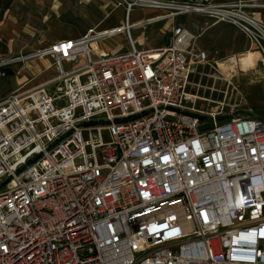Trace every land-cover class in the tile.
I'll return each instance as SVG.
<instances>
[{
  "label": "built area",
  "instance_id": "obj_1",
  "mask_svg": "<svg viewBox=\"0 0 264 264\" xmlns=\"http://www.w3.org/2000/svg\"><path fill=\"white\" fill-rule=\"evenodd\" d=\"M112 1L119 26L33 52L54 77L0 94V264H264V115L221 119L191 81L216 63L197 35L139 49L129 13H201L263 60L264 22L241 0ZM117 34L127 52L92 55Z\"/></svg>",
  "mask_w": 264,
  "mask_h": 264
},
{
  "label": "crops",
  "instance_id": "obj_2",
  "mask_svg": "<svg viewBox=\"0 0 264 264\" xmlns=\"http://www.w3.org/2000/svg\"><path fill=\"white\" fill-rule=\"evenodd\" d=\"M210 1L229 5L238 0ZM241 1L248 3L254 16L264 22V0ZM165 14L166 11L154 8H135L129 13V22L133 24L129 32L137 48L146 50L165 47L171 28L180 25L197 35V46L207 53L215 51L219 56L230 57L249 50L250 41L247 36L228 23H214L208 16L196 12L174 16ZM123 17L124 10L116 7L112 0H12L0 20V43L4 46V54L10 59L4 63H12L13 65L8 66L10 69L14 66L11 69L13 74L5 77H11L10 80L15 81L19 67L25 69L28 76L19 84L13 82L0 94H5L23 83L32 87L54 77L56 70L49 58L26 56L56 41L77 39L90 31L101 33L119 26ZM95 43L100 48L98 52L94 48ZM111 43L115 46H111ZM89 44L93 56L125 53L129 50L124 34L97 38ZM48 90L53 92V86L49 85Z\"/></svg>",
  "mask_w": 264,
  "mask_h": 264
},
{
  "label": "rangeland",
  "instance_id": "obj_3",
  "mask_svg": "<svg viewBox=\"0 0 264 264\" xmlns=\"http://www.w3.org/2000/svg\"><path fill=\"white\" fill-rule=\"evenodd\" d=\"M245 4H248L245 2ZM249 5V4H248ZM246 10L254 16L252 9L249 7ZM134 13L131 15V20H134ZM133 31V30H132ZM98 44L95 43V50L100 51ZM111 46H115L111 43ZM249 50L257 51L254 46L249 44ZM4 46L0 44V67L10 66L8 62L9 56L4 54ZM111 51H114L111 50ZM110 51V52H111ZM208 55L216 59V63L210 65L198 66L194 76H191V81L194 82L198 90V94L209 100L210 106L221 105L223 114L221 119L225 117L246 115L252 112L255 115H264V60L261 58L255 65H247L236 59L237 67L234 70L225 68L221 65H226L228 56H219L217 52L211 51ZM236 57L238 54H232ZM13 65V64H12ZM14 68V66H12ZM11 67V69H12ZM18 74L15 76L14 83L24 81L28 73L22 67L17 69ZM15 74V73H14ZM227 76V77H226ZM11 79V77H10ZM9 78L0 73V92L7 90L13 82ZM10 80V81H9ZM207 103V102H206ZM55 106L62 107L65 105V99L60 98L55 101ZM3 187H0L2 190Z\"/></svg>",
  "mask_w": 264,
  "mask_h": 264
},
{
  "label": "bare ground",
  "instance_id": "obj_4",
  "mask_svg": "<svg viewBox=\"0 0 264 264\" xmlns=\"http://www.w3.org/2000/svg\"><path fill=\"white\" fill-rule=\"evenodd\" d=\"M236 59H239L241 62H243L247 65H255L261 59V56L258 52L247 50L246 52L239 54L236 57H234L233 60L231 61V63H228L226 65H221V66H224L225 68L230 69V71H232L235 69L233 64H236Z\"/></svg>",
  "mask_w": 264,
  "mask_h": 264
},
{
  "label": "trees",
  "instance_id": "obj_5",
  "mask_svg": "<svg viewBox=\"0 0 264 264\" xmlns=\"http://www.w3.org/2000/svg\"><path fill=\"white\" fill-rule=\"evenodd\" d=\"M11 1L12 0H0V20L2 18L4 11L9 7ZM0 73L6 76H10L13 74V72L8 66L0 67Z\"/></svg>",
  "mask_w": 264,
  "mask_h": 264
}]
</instances>
